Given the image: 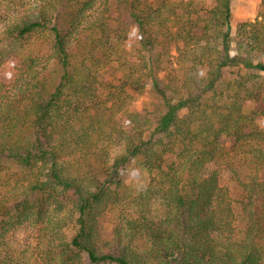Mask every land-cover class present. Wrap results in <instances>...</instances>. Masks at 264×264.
<instances>
[{"label":"trees","instance_id":"obj_1","mask_svg":"<svg viewBox=\"0 0 264 264\" xmlns=\"http://www.w3.org/2000/svg\"><path fill=\"white\" fill-rule=\"evenodd\" d=\"M232 3L0 0V220L46 249L0 264H264V0L235 48Z\"/></svg>","mask_w":264,"mask_h":264},{"label":"rangeland","instance_id":"obj_2","mask_svg":"<svg viewBox=\"0 0 264 264\" xmlns=\"http://www.w3.org/2000/svg\"><path fill=\"white\" fill-rule=\"evenodd\" d=\"M197 5H213V0H195ZM262 0H233V18H232V39L233 48L236 47L237 40V27L240 23L246 21H255L261 10ZM2 4H0V13L4 11ZM229 77V76H227ZM108 78L110 74H108ZM253 107L252 103H248L246 111L248 112ZM129 111L136 112L143 120L149 121L151 127L155 125L158 118L164 111V107L161 99L155 94L151 88H147L140 94H135L134 99L131 102ZM104 155L107 160L112 161L119 151L122 149V142L119 138L112 140L109 144H104ZM9 175L0 178V189L3 192L8 190L7 177ZM121 176L126 185L130 188L138 190L146 187L149 182L148 175L141 174L133 168L123 169ZM12 181V180H11ZM222 185L225 188H232V182L226 172L222 173ZM106 233L111 232L110 223H105ZM42 232L38 226L33 223L26 222L21 224L15 217L11 219L0 220V252L14 250L17 252L25 253L27 256H32L33 251L43 252L45 251L44 243H42ZM36 249V250H35ZM29 250V253H27ZM35 256V255H34ZM38 264H55L54 262L46 261L42 258L38 261Z\"/></svg>","mask_w":264,"mask_h":264}]
</instances>
